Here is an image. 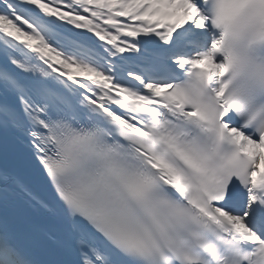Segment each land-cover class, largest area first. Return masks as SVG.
Returning a JSON list of instances; mask_svg holds the SVG:
<instances>
[{
  "label": "snow or ice",
  "instance_id": "6c2138e0",
  "mask_svg": "<svg viewBox=\"0 0 264 264\" xmlns=\"http://www.w3.org/2000/svg\"><path fill=\"white\" fill-rule=\"evenodd\" d=\"M0 264H264V0H0Z\"/></svg>",
  "mask_w": 264,
  "mask_h": 264
}]
</instances>
